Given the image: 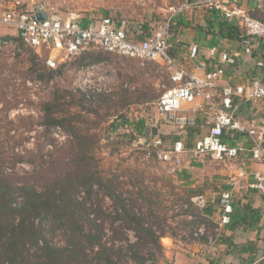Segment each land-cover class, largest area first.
Segmentation results:
<instances>
[{
  "label": "rangeland",
  "instance_id": "1",
  "mask_svg": "<svg viewBox=\"0 0 264 264\" xmlns=\"http://www.w3.org/2000/svg\"><path fill=\"white\" fill-rule=\"evenodd\" d=\"M12 1L0 0L1 11ZM19 1L28 9L43 4L49 9V18L52 14L63 18L74 15L88 22L111 15L133 30H148L157 28L174 8L188 0ZM10 32L0 25V38L9 37ZM48 54L26 47L14 55L8 48L0 49V175L13 184L33 186L40 193L68 180L75 182L83 170L95 175L98 182H90L88 194L81 188H68L73 202L79 203L75 216L57 212L51 201V212L44 208L47 212L28 216L29 221L34 218V223L41 225L43 239L56 247H72V252L78 248L79 256L71 257V264H82V243L87 254L83 264H97L93 257L102 247L112 252L117 264H173L172 255L166 254L170 241L179 247L213 237L218 227L214 212L222 189L216 187L217 191L205 194L201 186H192V174L183 172L182 164L163 163L152 145L153 129L162 149L174 142L170 133L158 132L161 123L173 124L161 118L154 104L169 86L164 67L90 47L71 63L57 60L51 68L42 58ZM90 56L109 62L107 68L119 81L112 97L94 101L84 98L78 91L82 89L75 87L74 82H82L76 66ZM45 103L50 104L49 115ZM53 118L62 123L54 127L50 124ZM146 119L149 133L145 138V129L136 133L134 125ZM82 148L88 158L85 164ZM181 178L184 181L180 182ZM15 194L13 207L18 209L26 196L24 191ZM198 195L205 199L202 208L193 201ZM120 200L141 215L144 225L163 236L148 242L137 239L134 230L115 214ZM35 250L29 243V253Z\"/></svg>",
  "mask_w": 264,
  "mask_h": 264
},
{
  "label": "built area",
  "instance_id": "2",
  "mask_svg": "<svg viewBox=\"0 0 264 264\" xmlns=\"http://www.w3.org/2000/svg\"><path fill=\"white\" fill-rule=\"evenodd\" d=\"M235 0H201V3L185 2L174 8V13L186 7L202 4L211 10L221 12L224 18L234 19L241 27L239 40L245 47L264 36V21L253 17L247 10L234 4ZM19 0H13L0 15V25L14 31L7 38H0V49L8 48L14 55L20 50V44L30 46L35 51L42 49L49 51L45 64L55 67L57 60L62 63L73 61L81 52L93 47L104 53L115 54L120 57L137 59L139 61L156 62L164 66L173 85L165 88L157 97L154 104L157 111L165 120L178 128L188 125L190 118L182 112L183 103H193L197 98L205 101L212 110H217L212 125L206 134L195 141L192 147L193 155H210L214 160L226 162L237 157L241 147L229 144L223 140L225 132L236 131L249 138L251 157L264 162V125L250 126L238 120L234 97L239 101L264 102V79L254 78L247 85H219L223 75L222 68L206 71L202 76L187 71L177 65L169 54L171 47L168 41V28L174 13L167 17L164 26L151 40L141 42L130 41L125 38L122 28L115 29L110 18L104 16L97 20L81 22L74 15L59 17L52 14L49 18V9L41 3H36L29 10L21 11ZM39 5L45 9L48 16L44 21L35 18L33 7ZM197 51L195 45L190 46L189 55L194 57ZM108 61H99L90 65L78 67L77 74H82L81 84L75 87L86 91L109 92L115 83L113 70L107 68ZM214 97H218L215 100ZM153 147L159 160L176 166L181 164L184 146L181 141H175L167 148L162 149V141L154 136ZM246 182L247 188L264 196V169L253 173H240L231 179L232 187L240 181ZM201 208L205 205L202 195L193 198ZM233 192L225 191L219 200V226L231 222L233 210ZM200 264V263H198Z\"/></svg>",
  "mask_w": 264,
  "mask_h": 264
},
{
  "label": "crops",
  "instance_id": "3",
  "mask_svg": "<svg viewBox=\"0 0 264 264\" xmlns=\"http://www.w3.org/2000/svg\"><path fill=\"white\" fill-rule=\"evenodd\" d=\"M187 2L196 3L195 0ZM235 3L253 17L264 21V0H236ZM3 11L0 9V15ZM182 11L179 17L174 16L172 19L177 24V32L169 49V54L177 65L198 76L220 67L223 75L219 85L223 86H244L254 78L264 79V36L257 39L251 47H245L233 32L227 29L220 32L219 25L222 22L236 27L234 19H226L221 12L208 9L202 4L188 6ZM10 30L13 35L14 31ZM192 45L197 47L194 57L189 55ZM164 69L167 72L165 67ZM167 79L169 86L165 88L173 85L168 72ZM214 98L218 100V97ZM233 105L239 121L250 126L264 125V102L244 103L234 97ZM182 112L190 118L188 125L178 128L161 123L158 132L170 133L174 142H182V160L188 159L181 163L182 171L192 174V186H201L205 194L217 191L214 189L216 187L222 189L221 194L231 190L233 210L229 224L219 226L217 221V232L213 237H208L205 242L184 243L179 247L170 241L171 245H166V254L172 255L173 264H264V196L247 188L244 179L234 187L231 183V179L240 173L262 171L264 162L251 157L249 138L236 131L223 134L224 141L242 148L236 158L221 162L210 155H193L191 150L195 141L207 133L217 110L210 109L205 101L197 98L193 103H183ZM158 114L165 120L159 112ZM145 123L148 125L147 119ZM181 181L184 180L181 178ZM218 211L219 205L214 212L216 219Z\"/></svg>",
  "mask_w": 264,
  "mask_h": 264
},
{
  "label": "trees",
  "instance_id": "4",
  "mask_svg": "<svg viewBox=\"0 0 264 264\" xmlns=\"http://www.w3.org/2000/svg\"><path fill=\"white\" fill-rule=\"evenodd\" d=\"M235 2L236 0L234 1V4H236ZM20 7L21 11L29 10L24 4H21ZM105 16L110 18L115 29L122 28L126 39L134 42L153 39L158 31L164 26L167 19L166 18L162 22V24H160L155 29H153V27L152 29L148 28V30H145L144 28L133 30L129 28L128 25H125L126 22L124 20H119L117 17H113L111 15ZM235 23L237 24L236 21ZM176 27L177 24H174L173 21H171L168 28V41L171 45H173L175 34L177 32ZM219 27L220 32L223 29H227L229 32H233L234 36H236L238 39L242 31L241 27H239L238 24L236 27H234V25L229 24L228 22L220 23ZM20 47H26L29 50L37 52L30 46H26L23 43L20 44ZM41 51L48 52L46 49H42ZM46 57L47 56L42 57L44 63ZM99 61L107 60L103 59V57L100 56H90L81 60L77 64L76 69L78 67L90 65ZM53 72L56 71H52V73ZM118 86L119 81L115 80L112 89L107 93L103 91L95 92L90 89L86 91H78L84 98L97 101L101 98L112 97ZM49 106V103H45V108L48 112L47 115H49L51 109L49 108ZM50 122V124L54 127L62 123L60 119L56 118H53ZM145 125L146 123L144 122V120H140L135 123L134 130L136 131V133H142L145 129ZM82 139L84 138L82 137ZM84 150L85 149L82 148V164H85V162L87 161L86 159H88L84 153ZM95 177V175L89 173L87 170H83L75 178V182L68 180L65 183H60L59 187L55 186L53 189H48L44 193H40L33 186H26L24 184L16 185L11 183L4 175H0V264H71V261L69 259L71 257L79 256V254H77L78 248H76V245L73 243V246L76 248L74 252L71 251L72 247H56L51 245V243L43 239L41 225L37 226L34 223V218L32 219V221H29L30 219L28 218V216L32 213L36 216L39 214V212H47L45 210H49L51 212L52 208L49 207L50 201L56 208H58L57 212H61L66 216L77 215L79 213V203L73 202V199L71 198L72 195L68 194L67 190L69 187H74L75 189L81 188L82 190H86V193L88 194L89 189L92 186L90 182H98ZM17 191H24L26 196L25 201H23L22 204L19 205L18 209L13 207V201L15 200L14 195H16L15 193ZM109 194L110 197H117V195H115L114 193ZM44 208L46 209L43 210ZM16 212H18L20 215H12ZM206 212L208 214L210 213V211ZM115 214L117 215V218L122 220V223H124L128 228L134 230L137 239L144 238L148 242L153 240L155 241L156 238L163 236L162 233L156 235L152 227L144 225L141 215H138L136 212L131 210L130 205L123 204V201L120 202V205L117 208ZM83 215L84 214L82 212V216ZM29 243L36 247L34 253H29ZM111 254L112 252H110L109 249L102 247L99 251L96 252L95 257L93 258H95L97 264H117V260H115L114 257L111 256ZM86 257L87 254L85 253V247L82 243V264L86 261Z\"/></svg>",
  "mask_w": 264,
  "mask_h": 264
},
{
  "label": "water",
  "instance_id": "5",
  "mask_svg": "<svg viewBox=\"0 0 264 264\" xmlns=\"http://www.w3.org/2000/svg\"><path fill=\"white\" fill-rule=\"evenodd\" d=\"M33 13H34L35 18L39 21H44L46 17L48 16L47 11L43 9L42 7H40L39 5H35L33 7ZM153 131H154V136H156V130L153 129ZM148 133H149V127H146L143 137L146 138Z\"/></svg>",
  "mask_w": 264,
  "mask_h": 264
}]
</instances>
